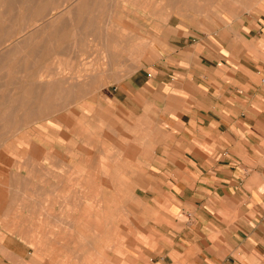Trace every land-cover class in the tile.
Segmentation results:
<instances>
[{
    "label": "crops",
    "instance_id": "obj_1",
    "mask_svg": "<svg viewBox=\"0 0 264 264\" xmlns=\"http://www.w3.org/2000/svg\"><path fill=\"white\" fill-rule=\"evenodd\" d=\"M166 5L172 15L164 25L135 22L160 57L135 73L127 88L136 103L150 106L152 122L166 141L152 146L155 157L142 160L141 140H134L136 153L130 157L141 172L147 169V189L146 207L136 216L145 240L136 239L133 264H264V0H166ZM134 105L139 129L143 110ZM28 133L42 149L59 154L53 164L60 167L69 148L36 137L35 126ZM126 148L117 147L119 157ZM71 155L68 165L80 158ZM126 161L120 162L123 167ZM41 162V167H26L36 176L31 192L42 199L48 162ZM26 173L22 170V177L30 179ZM104 177L108 192L115 193ZM18 196L5 199L7 205L13 203L7 217L0 211L5 227L14 230L4 248L12 260L0 258V264L37 259L15 234ZM111 225L102 226L107 231L102 237ZM77 231L75 244L84 245L82 254L95 251V234L87 228ZM82 254L72 262L96 263L94 256ZM103 261L110 264L108 258Z\"/></svg>",
    "mask_w": 264,
    "mask_h": 264
},
{
    "label": "rangeland",
    "instance_id": "obj_2",
    "mask_svg": "<svg viewBox=\"0 0 264 264\" xmlns=\"http://www.w3.org/2000/svg\"><path fill=\"white\" fill-rule=\"evenodd\" d=\"M50 1L51 0H35L32 4H30L28 0L16 2V9L12 12V4H10L12 0H0V15L2 13L1 16L5 18V20H10V18H14L15 15V17H17L16 19L20 21L22 25V20H25L24 18L31 17L32 14L37 13L38 10H41L43 6L47 5ZM82 2L89 3L88 6L90 8L86 7L77 11L76 7L81 6L79 4H82ZM68 4H70L71 7L64 10L63 8ZM55 7L57 11L62 14L64 19L66 18L67 20L71 18L73 21L79 22V26L70 31L69 34L72 37L69 36L65 41L72 42L70 47H65L66 45L64 44L66 43L59 44L58 47L62 51L47 55L41 59V64L45 65V63H47L52 69L59 66V70H66L68 67L67 72H69L71 76H74L73 74H75V76L80 74L86 77V80L80 78L83 83L79 85L81 82H77V87L71 86L75 80L64 79L67 82L62 80L64 81L61 85L63 93L58 96L60 98L62 97V104H65L66 100L69 99L68 102H66L67 106L66 104L64 106L65 109L62 107L57 110V112L55 111L53 113H50L52 110H39L38 113L32 117L34 122L29 125L31 127H25V135L17 137L20 138L21 143L24 137L26 139L25 144L21 145L19 148V152L22 150L24 154V160H21L23 165L19 162L20 159H18L17 161L21 165V170L19 169V165H17V169H19L20 172L25 169V171H27L26 174L31 177L29 180L33 181V178L36 176L31 174L32 172L26 167V164L31 168V162H35V169L36 167H41L42 160L47 159L46 178L41 180V185L43 186V184H45L49 188V184H51L56 187L60 185L61 181L63 184L60 186L65 187L69 185V187L63 189L64 193H60L61 190L58 191L54 188L52 190L57 191H54L53 194L49 192L46 196L43 195L42 199L39 198V195L34 196L31 192L32 190L28 189L20 191L19 194L16 193V195H21L18 196L20 197L19 200H14L18 208L21 209V214L18 216V221L15 223V228H17L15 234L16 236H18V234H23L29 239L28 235L32 232L36 234L35 241H44V232L50 230L52 233L50 234L51 238L48 240L50 243H48L47 249L49 252H56L50 254L54 259V264H74L72 259H76L77 254H81L84 246L77 247L76 245L74 248H72L73 246L70 244L69 246H65L64 242L66 239L54 237L56 232L62 236H66L68 232H71L72 235L70 237L72 242L73 240L76 242L77 238L80 237L76 234L75 228L70 231L64 228L65 223L62 221L58 223V227L60 228L55 227L53 223L55 217L60 216L68 223L64 218L67 211L64 210V212H62L63 215H61V213H59L61 212L59 206L53 208L49 207L48 212L50 217L46 219L37 215L38 210L36 207L34 208L36 213L30 212L29 201L34 199L36 204H40V201H42L43 206H46L48 204L44 202V199H54L56 195L61 199L65 193L68 194L71 192H67L68 189L79 191L82 182L80 184L78 182L82 178L87 177L86 179H92V181L97 183L98 180H102L99 182L100 188L102 189L100 190L102 191L101 195H103L102 202L106 210L105 212L108 215V223L112 224V229L109 231V234L104 237H102L100 233L98 235L96 233L94 236L96 242L94 248L100 253V256L95 260V264H102L103 258H108L110 264H133L135 252L138 251L137 246L134 245L135 241L136 239H139V241L145 240V237L140 234V229L136 227V216L138 210L146 207V205L142 203V199L147 189V187L143 186L147 176V169L143 167L141 172L135 157H130L136 153L134 140H141L143 147L142 160L155 157L156 150L153 147L157 145L158 142L159 144H163L166 141V135L162 131L158 132L152 122L154 116L150 106L145 102L136 103L133 97L134 92L127 88L129 79H131L135 73L139 72L141 69L145 70L147 67L150 68L160 57L156 52L153 40L149 37L140 35L141 33L135 27V22L148 19L150 21H157L159 22L158 24L162 26L172 15V10H168L166 0H56V5H54L53 8ZM30 10L31 12L29 14L28 12ZM18 27H20L19 24ZM74 42L75 44H73ZM114 51L121 53L125 61L118 67H106L101 58L108 55H110V57L113 56L115 54ZM125 63H127L128 66L123 67L122 65ZM149 71L152 70L150 69ZM79 87L80 89H78ZM1 90L3 89H0V91ZM24 94L25 92L18 93L14 98H20ZM124 97H127L129 101L124 100ZM131 100L133 101L130 102ZM134 104H137L140 108L142 107L143 110L144 117L142 118V127H139V129H137L139 123L136 122L137 119L133 112ZM42 118H44L43 121H41ZM46 118L47 120H45ZM74 125L77 127V133L70 128L68 129V127H73ZM34 126L37 133L36 137L45 139L48 143L55 142L61 144L65 148L67 147V149L69 148L72 152L71 158L78 159L79 156H82L80 155L81 153L78 147H84L87 157L84 158L82 156L71 165H68V163L66 165L59 164L61 168L59 166H54V156L50 155L47 157L43 149L31 140L28 131ZM39 131H42L43 134H40ZM76 134H78L79 137ZM82 137L86 138L87 141L89 140V145L81 142L83 139ZM121 145L123 147L127 145V148L124 150L121 157H119L120 154L117 147ZM131 145L133 146L130 147ZM70 146H73V150ZM3 148L0 157V211L3 210L4 213L2 216L7 217V208H10V206L12 207L13 203L7 205L5 199L8 196L16 197V195L10 194L11 191L6 190V185L2 182L8 177L4 174L6 169L11 166L7 158L8 151L6 145L3 146ZM138 157L141 158V156ZM109 158L111 163H114L116 160V165H109ZM125 161L126 165L123 167V164L120 162ZM101 163H104L102 169L99 168ZM75 164L77 168L74 169ZM118 164H121V167H119ZM67 168H71V171L67 172ZM61 175L64 176L61 177V179L59 178L58 183L55 182L57 176ZM104 176L108 178V181L112 182L111 185L112 187L114 186L113 189L115 193L108 192ZM46 190L52 191L51 189ZM38 191L37 194L44 192V190ZM79 192L80 196L81 194L82 196L85 194L84 198L88 201L100 198V193L94 188H87ZM37 216H39L40 220H37ZM5 224L6 220L0 219V258H7L9 253L6 254V251H3L6 245V238H8V236L11 237L14 232L12 229H7ZM62 224L63 226L61 228ZM2 226L3 228H1ZM114 226L117 227L113 228ZM72 236L74 238H72ZM22 240L28 243V240ZM99 241L100 243L98 244ZM80 242L84 243V240L81 238ZM62 244L70 248V250L67 251L63 249ZM77 251H80V253H77ZM97 252L96 254H98ZM7 259L11 261L12 257H8ZM76 264L86 263L80 262Z\"/></svg>",
    "mask_w": 264,
    "mask_h": 264
},
{
    "label": "bare ground",
    "instance_id": "obj_3",
    "mask_svg": "<svg viewBox=\"0 0 264 264\" xmlns=\"http://www.w3.org/2000/svg\"><path fill=\"white\" fill-rule=\"evenodd\" d=\"M22 1L24 0H12V3H10L12 4L11 11L13 12L16 9L15 8L16 2L18 3ZM33 1L35 0H28L30 4H32ZM88 4L89 3L87 2H82V4H79L81 6H77L76 7L77 9L76 8L75 9L79 11V9L82 8H86V7L90 8ZM54 5H56V0L54 1L51 0L47 5H44L41 10H38L37 13L32 14L31 17L29 18L27 17L24 18L25 20H22L23 21L22 25L20 24V21L16 19L17 17H15V15L14 18L12 19L10 18V20H5V18L1 16L2 13L0 15V17L2 18V19L0 18V89H3L0 91V157H1V152L4 149L3 146L6 145L8 151L7 158L9 159L11 165L10 168L6 169L4 173L5 176L8 177L6 178L5 181L2 180L1 181L4 182V184L6 185V190L11 191L10 194L13 195H16V193H19L24 189L32 190L31 186L33 187L34 185L33 181L29 179L27 180L24 177H22L21 172L19 171L21 165L20 163H18L17 160L20 159L19 162H21L22 159L24 160V154L22 150L21 152H19V148L21 145L25 144L26 139L24 137L21 143L20 138L17 137L20 135H25V127H31L29 125H31L34 122V120H32L33 119L32 117L36 115L39 110H52V112L50 113H53L55 111L57 112V110L64 107L65 104L67 106L66 102H68L69 99L66 100L65 104L64 103L62 104L63 99L62 97L60 98L58 96L61 93H63L61 85L65 81L64 79L72 80V81L75 80L74 83L71 84V86L77 87L78 86L77 82L79 81L81 82V79L86 78L80 74L77 76L73 74L74 76H71L70 73L67 72L68 67L66 70L65 69L59 70V66L52 69L47 65V63H45V65L41 64L42 63L41 59H43L47 55L55 54L58 53L59 51L60 52L62 51L58 47L59 44L61 45L63 43H66L64 44L66 45L65 47H70L72 42H65V41L69 36H71L69 34L70 31L74 30L76 27L79 26V22L73 21L71 18L67 20L66 18L64 19L62 14L59 11H57V8L56 7L53 8ZM68 7H71L70 4H68L63 9L65 10ZM30 12L31 10L28 13L30 14ZM18 24L20 27H18ZM75 42L73 44H75ZM114 52L115 54L111 57L110 55H108V56H103L101 58L102 61L105 63L104 65H106V67L107 66H109L110 68L118 67L123 63V61H125L121 53H117V51ZM122 66L126 67L128 66V64L125 63ZM82 83L83 81L79 85H82ZM78 89H80V87ZM22 92L23 93L25 92V94L22 97L14 98L16 94ZM43 120L44 118H42L41 121ZM45 120H47V118ZM69 128L74 132L77 131L76 130L77 127H75V125L73 127L72 126L68 127V129ZM76 135L78 136V134ZM88 141L86 138H83L81 142L85 143L86 145L87 144L89 145ZM72 147L70 146L71 149ZM78 148L81 153L80 155L86 158L87 155L84 151V147L83 148L78 147ZM69 150L70 149H68L67 151L68 153H66L63 156V158H61V160L58 161L60 162L59 164L66 165L68 163L67 160L70 156ZM43 151L47 154V157H49L50 155H53L54 157L55 156L59 157V154L55 153L54 151H46L44 149ZM31 164H32L31 168L34 169L35 162H31ZM17 165L20 166L19 169H17ZM103 165L104 163H101L99 168L102 169ZM75 168H77L76 164L74 165V169ZM66 171L67 172L71 171V168H67ZM86 178L87 177L79 180L78 182L79 184L82 182L80 190H85L87 188H94L95 190H98V192L100 193L99 199L96 200L91 199V201H88L86 198H84L85 194L83 196L81 194L80 196V192H79L80 190L77 191V190L68 189L67 192L70 191L71 192L68 194L65 193L61 199L57 195L56 196L54 195L55 196L54 199L53 198L47 200L44 199L45 200L44 202L48 204L46 206H43L42 201H40V204H36V201L30 198L31 199L29 201L30 212L36 213L34 209L36 207V209L39 211V212L37 211V215H40L47 219L50 217V214L48 212L49 207L53 208L55 206H59L61 208V212H59L61 213V215H63L62 212H64V210L67 211L64 218L68 221V223L64 221V219L61 218L60 216L55 217L53 222L55 227L60 228L58 227V223L62 221L65 223L64 228L69 229V231L73 228H77L78 231L77 230L76 231L78 234H80L79 233L80 228L82 229L87 228L94 234L97 233V235L99 233L102 235V233L107 232L104 231L102 228L103 225H107L106 226L107 228L109 225L108 215L105 212L106 210L102 202L103 201L102 198L103 195H101L102 191H100L102 189L100 188L101 186L99 182L102 180L100 181L98 180L97 183L95 181H92V179L89 180ZM62 184L63 183H61L60 181V185ZM68 187L69 185H66L65 187L59 186V191L60 190L63 191V189ZM54 188L56 187L51 184H49V188L47 187V189L49 190L50 189L52 190ZM54 191L57 190H52V191L47 190L46 194H49V192L50 193L52 192L53 194ZM37 220H40L39 216H37ZM62 226L63 224L61 225V228ZM51 233L52 232L50 230H46L44 232V237H45L44 241H35L36 234L32 232L31 234L28 235L29 239H27L26 236L23 234H18L19 238L28 240V244L30 245L31 250L35 254L34 256L37 257V259H34L32 256L29 260L27 259L28 261L17 259V261L14 260L15 264H49V263L54 264V259L50 256V254H54L56 252L55 251L49 252L47 249L48 243H50L48 240L51 238L50 235ZM71 235H72L71 232H68L66 236L65 235L62 236L58 234V232H56L54 234V237L58 239H66V241L64 242L65 246H69L70 244L71 246H73L72 248H74L76 244L73 239H72L73 242L71 241V237H70ZM72 238L74 237L72 236ZM65 246L62 244V248L69 251L70 248ZM96 252H97L96 250L86 251L84 255L82 254L83 252H81L82 254L81 258L84 257L87 259L86 257L87 255L90 257V259H92V256H94L96 260L97 257L100 256V253L97 252L98 254H96ZM77 253H80V251L79 252L77 251ZM78 255L79 254H77V256Z\"/></svg>",
    "mask_w": 264,
    "mask_h": 264
}]
</instances>
